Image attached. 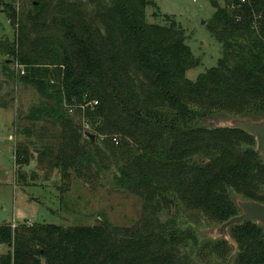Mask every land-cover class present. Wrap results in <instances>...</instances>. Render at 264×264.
I'll use <instances>...</instances> for the list:
<instances>
[{
    "label": "trees",
    "instance_id": "1",
    "mask_svg": "<svg viewBox=\"0 0 264 264\" xmlns=\"http://www.w3.org/2000/svg\"><path fill=\"white\" fill-rule=\"evenodd\" d=\"M211 1L206 26L222 54L193 80L187 72L200 58L175 17L148 20L154 0H32L24 18L0 0L18 27L16 39L0 43L8 56L0 76L42 97L22 114L31 123L16 164L29 165L39 150L38 161L65 178L72 169L89 180L114 167L115 183L143 199L131 226L0 223V264H264L263 225L231 226L236 248L227 239L201 242L181 219L223 223L240 213L239 198L264 203L255 137L206 125L264 119V0ZM0 105L8 106L1 97Z\"/></svg>",
    "mask_w": 264,
    "mask_h": 264
},
{
    "label": "rangeland",
    "instance_id": "2",
    "mask_svg": "<svg viewBox=\"0 0 264 264\" xmlns=\"http://www.w3.org/2000/svg\"><path fill=\"white\" fill-rule=\"evenodd\" d=\"M154 1L158 8L148 6V20L164 22L163 15L167 14L175 17L185 29L187 43L193 53L200 58V65L188 70L187 76L195 80L199 74L215 66L222 54V44L206 26L215 11L212 1ZM11 2L22 18L32 10V0ZM218 2L226 6V0ZM4 8V4L0 3V43L7 39L13 41L18 36V27L10 22ZM154 13L158 15L155 16ZM7 58L0 51V61ZM13 65L15 64L11 62V69H14ZM0 97L8 105H0V223L15 222L19 226L23 222L32 224L45 221L70 226L95 225L102 219H107L119 226H131L140 219L143 199L115 183L114 167L100 174L93 170L89 180L80 177L72 169L71 176L65 178L61 169L50 168L47 163L38 161L39 150H34V157L29 165L19 167L16 164L15 147L24 138L22 127L31 123L21 117L34 104L39 103L42 97L32 86L16 84L3 74L0 76ZM75 112L71 114L74 115ZM77 119L84 129L91 124L81 115ZM219 122L208 121L206 125H217ZM181 219L186 227L194 229L201 242L225 239L218 234L222 223L205 218H199L198 223H192L183 217ZM4 250L6 248L0 246V251Z\"/></svg>",
    "mask_w": 264,
    "mask_h": 264
},
{
    "label": "water",
    "instance_id": "3",
    "mask_svg": "<svg viewBox=\"0 0 264 264\" xmlns=\"http://www.w3.org/2000/svg\"><path fill=\"white\" fill-rule=\"evenodd\" d=\"M216 126L241 129L253 135L257 142L256 150L264 155V119L255 120L252 118L229 117L223 119V122L221 120ZM87 135L92 139L96 138L94 133L87 132ZM237 203L240 207V213L223 222L218 229V234L229 240L236 248L237 243L229 233L231 226L241 225L247 221L264 226V203L242 198L237 199Z\"/></svg>",
    "mask_w": 264,
    "mask_h": 264
},
{
    "label": "built area",
    "instance_id": "4",
    "mask_svg": "<svg viewBox=\"0 0 264 264\" xmlns=\"http://www.w3.org/2000/svg\"><path fill=\"white\" fill-rule=\"evenodd\" d=\"M243 2H246V1H248V0H242ZM95 104H97V101H95V100H92V101H90V102H88L86 105H81V108L83 109V110H85V108L87 107V106H94ZM75 111V109L72 107H70V113H73ZM87 127V126H86ZM85 127V128H86ZM88 127H91V126H89L88 125ZM88 127L85 129L86 131H90V129H88ZM104 136H101V138H103ZM115 139V141L117 142V138H114ZM11 225H12V227L13 228H16L17 227V224L14 222V223H11Z\"/></svg>",
    "mask_w": 264,
    "mask_h": 264
}]
</instances>
